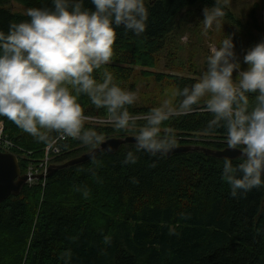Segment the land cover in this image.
<instances>
[{
    "label": "trees",
    "instance_id": "1",
    "mask_svg": "<svg viewBox=\"0 0 264 264\" xmlns=\"http://www.w3.org/2000/svg\"><path fill=\"white\" fill-rule=\"evenodd\" d=\"M9 1L0 0V30L5 32L10 22L29 19L27 14L1 6ZM14 1L27 8L50 6V0ZM198 1L207 6L215 2L146 0L150 13L146 31L136 35L122 26L117 29L113 59L105 66L115 82L134 92L138 67L143 77L158 84L182 89L195 83L198 78L194 76L144 69L156 65L179 12ZM85 7L94 10L90 0H85ZM102 72L103 68L94 70L93 75L99 80ZM255 95L249 94L250 102ZM78 102L85 115L107 117L106 109H97L86 95ZM127 107L130 114L140 117L137 123L143 124L142 118L154 106ZM209 119L210 113L196 111L173 117L165 127L175 130L180 146L228 147L223 128L204 134ZM0 121L15 148L19 145L21 152L41 155L43 143L7 117ZM85 126L95 127L106 138L134 136L110 124ZM66 145L69 149L56 163L90 151L72 139ZM134 147L135 143H123L113 153L98 151V168L88 159L57 169L0 202V264H65L62 257L67 251L71 253L67 264H264V188L232 197L229 185L221 179L225 157L198 149L163 157L141 152L136 164H123L126 152ZM13 153L21 173L25 172L26 160L18 149ZM239 158L232 159L234 165ZM133 178L138 182L133 183ZM78 185L88 187V198L74 190ZM105 236L110 237L109 243Z\"/></svg>",
    "mask_w": 264,
    "mask_h": 264
},
{
    "label": "clouds",
    "instance_id": "2",
    "mask_svg": "<svg viewBox=\"0 0 264 264\" xmlns=\"http://www.w3.org/2000/svg\"><path fill=\"white\" fill-rule=\"evenodd\" d=\"M90 3L94 10L85 7V0H50V6L29 8L28 20L10 22L7 32L0 30V117H7L51 152L67 147L61 141H78L91 150L89 160L98 168L97 151L112 148H102L106 137L95 127L85 126L90 118L78 102L82 94L97 109H106L107 121L115 130L134 134L135 147L126 152L125 165L136 164L141 152L163 157L177 147L178 136L165 127L166 121L208 112L211 119L204 134L223 128L228 148L241 153L235 165L230 157L223 161L221 179L229 185L231 196L264 188V40L247 49L243 60L248 67L241 69L233 37L226 35L219 47L210 46L206 70L199 79L191 86L175 88L138 124L139 118L127 107L136 102L137 94L116 83L105 66L113 59L118 28L136 35L146 31L150 15L146 0ZM229 3L215 0L212 7L203 9L205 32L214 24L220 27ZM102 68L98 80L93 72ZM249 94H256L252 102ZM87 171L97 175L92 168ZM74 190L89 196L87 186ZM109 242L105 236V243ZM70 256L67 251L62 257L65 264Z\"/></svg>",
    "mask_w": 264,
    "mask_h": 264
},
{
    "label": "rangeland",
    "instance_id": "3",
    "mask_svg": "<svg viewBox=\"0 0 264 264\" xmlns=\"http://www.w3.org/2000/svg\"><path fill=\"white\" fill-rule=\"evenodd\" d=\"M1 6L12 12L23 14H27L29 9L14 0ZM205 7L212 6L204 5L198 1L179 12L176 27L168 35L166 47L158 53L156 65L144 70L194 76L199 79L202 72L206 70V57L209 54L210 46L219 47L220 41L226 35L233 37L234 51L241 64V69H247L248 65L243 60L247 49L264 40V0H230V3L225 7L226 16L221 19L220 27L214 24L207 32L204 31L202 22ZM140 70L135 67L133 76L134 92L137 94L134 106L153 105L156 107L163 99L171 97V93L175 89L173 86L166 83L158 84L150 77L145 78L139 73ZM233 75L235 77L236 72ZM44 147L41 149L40 156H34L30 151L21 152L23 149L20 146L15 150L18 149L21 159L26 160L27 169L29 166H35L40 161L46 160ZM80 148L82 149L83 146ZM60 156L50 153L47 160H50L51 164H56L55 161ZM34 181L35 179L30 180L31 183Z\"/></svg>",
    "mask_w": 264,
    "mask_h": 264
},
{
    "label": "water",
    "instance_id": "4",
    "mask_svg": "<svg viewBox=\"0 0 264 264\" xmlns=\"http://www.w3.org/2000/svg\"><path fill=\"white\" fill-rule=\"evenodd\" d=\"M123 143H135V137L132 135L126 137H110L106 138V142L102 145V148H107L111 145L112 151L107 153L115 152L120 145ZM190 149H198L203 151L205 154L212 155L215 157H230L232 159L240 157L239 150L229 149L228 147L224 149H212L209 147L199 146V145H184L177 147L171 151L167 156L178 152H185ZM91 151V150H90ZM98 152V151H97ZM88 152L82 153L81 155L71 158L63 163L51 164L47 170V173L30 175L21 173L19 162L17 156L11 152H1L0 151V202L4 201L10 195L17 196L20 194L23 186L27 183L29 178L43 179L49 177L55 170L78 164L89 159Z\"/></svg>",
    "mask_w": 264,
    "mask_h": 264
},
{
    "label": "built area",
    "instance_id": "5",
    "mask_svg": "<svg viewBox=\"0 0 264 264\" xmlns=\"http://www.w3.org/2000/svg\"><path fill=\"white\" fill-rule=\"evenodd\" d=\"M90 119L86 122L85 125H107L109 124L107 121V117H91L88 116ZM140 118V117H138ZM2 126V132H0V151L1 152H13L15 150V144L6 137L4 131H3V124L0 125ZM71 140L70 138L67 141H61L60 144L61 146L65 145L68 143V141ZM67 149L65 147H61V151L59 153L51 152L49 151L46 147L44 148V154L46 156V160L40 161L37 165L35 166H29L26 170L25 173L30 176V175H38V174H45L51 164L50 160H47L50 153L54 156H60L62 153L66 152ZM35 179L38 180L37 178H29L27 183H31L30 180Z\"/></svg>",
    "mask_w": 264,
    "mask_h": 264
},
{
    "label": "bare ground",
    "instance_id": "6",
    "mask_svg": "<svg viewBox=\"0 0 264 264\" xmlns=\"http://www.w3.org/2000/svg\"><path fill=\"white\" fill-rule=\"evenodd\" d=\"M86 116H87V115H86ZM91 117H94V116H91ZM45 147H46V146H45ZM45 147H44V148H45ZM17 148H19V147L17 146ZM46 173H47V172H46ZM46 173H45V174H46ZM45 174H44V175H45ZM47 178H48V177H47ZM43 179H46V178H43Z\"/></svg>",
    "mask_w": 264,
    "mask_h": 264
}]
</instances>
